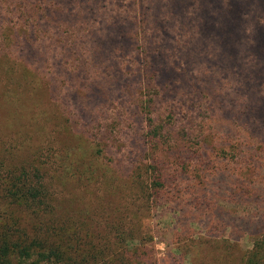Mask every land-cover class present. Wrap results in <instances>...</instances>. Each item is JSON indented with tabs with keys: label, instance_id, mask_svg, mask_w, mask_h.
<instances>
[{
	"label": "trees",
	"instance_id": "obj_1",
	"mask_svg": "<svg viewBox=\"0 0 264 264\" xmlns=\"http://www.w3.org/2000/svg\"><path fill=\"white\" fill-rule=\"evenodd\" d=\"M105 1L0 0V71L34 88V98L23 93L26 100L15 103L0 87V136L22 118L17 108L52 100L59 114L52 122L65 128L52 175L37 150L24 155L0 137V264H156L145 260L156 235L133 221L127 226V207L56 198L52 180L64 185L74 164L92 181L98 158L155 213L172 206L178 222L225 216L230 237L237 232L251 243L243 264H264V0H132L130 16L102 21L96 35L94 8ZM176 26L186 43L157 40L161 29L171 38L166 30ZM62 30L75 33L69 48ZM49 34L51 52L44 47ZM85 38L93 45L82 57L74 43ZM121 58L125 68L111 69L108 62ZM41 74L49 77L38 85ZM111 106L128 108V137L119 111L110 123L97 122ZM50 120L42 117L43 124ZM114 182L106 178L104 186ZM186 197L192 205L183 212ZM242 205L247 213L238 221ZM107 210L115 219L107 217L108 233L98 234L92 216Z\"/></svg>",
	"mask_w": 264,
	"mask_h": 264
},
{
	"label": "rangeland",
	"instance_id": "obj_2",
	"mask_svg": "<svg viewBox=\"0 0 264 264\" xmlns=\"http://www.w3.org/2000/svg\"><path fill=\"white\" fill-rule=\"evenodd\" d=\"M104 8H97L98 5L94 8L97 12V20L91 22V27L93 32L96 35L102 34V21L105 23L111 22L116 15H122L124 17L130 16L132 11V0H106L104 2ZM111 14V15H110ZM110 15V16H109ZM109 16V17H108ZM108 18V19H107ZM84 31L86 30V25H82ZM168 33L171 35V38H166L161 29L160 34L157 37L158 41L168 39L170 43H186L188 38L185 34H181L179 28H167ZM64 35L60 37L69 36L70 39L63 42L62 44L69 48L71 46L72 36L75 35L71 30H62ZM82 31L78 33L80 37ZM56 35V34H54ZM186 35L191 36V32H186ZM50 34L45 39L47 42L44 44L45 49L51 52V48H55V36L50 38ZM97 37V36H96ZM36 43H39L36 42ZM41 44V43H40ZM75 47L81 52L78 51L79 55L82 57H87L89 55V50L93 43H90V40L85 38L81 42L76 40ZM40 46V45H39ZM60 47V45H58ZM74 48V49H76ZM68 63H64V69L71 64L72 59L68 58ZM108 65L111 66V69L116 67L125 68L126 62L121 59H114L108 62ZM98 69V68H97ZM200 67L194 72L199 73ZM50 73V72H48ZM56 75L55 73H50ZM43 74L37 76L35 79L36 84L43 82L42 79L48 78L49 75L42 76ZM58 75V74H57ZM13 78V79H12ZM21 77L15 73L11 77L2 74L0 71V87L6 86L7 91L12 93L11 98L7 97L8 102H21L25 99L23 93L26 96L34 98V88H31V85L20 79ZM129 78L128 75H124L123 79ZM59 79L63 81L65 76L59 74ZM19 84V86H18ZM131 85V84H130ZM37 87V86H36ZM68 88V85H67ZM108 89L111 92L117 91L115 88L111 90V86L108 85ZM13 90L18 91V94H15ZM64 94H66L63 89L61 93L58 94V97L63 99ZM128 105V103H127ZM183 104L181 103V106ZM118 106H111V112L106 113L104 118L99 120L96 118L97 122L102 121L101 123H110L113 119V114L116 111H119L121 120V128L124 131L123 134L128 137L130 135V127L133 122L128 116V108L117 109ZM57 105L55 100H52L51 103L44 102L42 104L36 103L35 107L31 105L27 107L17 108L22 111V118L14 121L8 129H3L1 131L0 137H2L7 144L8 148L15 149L17 152H21L24 155H29L30 153H35L37 150V157L44 162L49 169V175L55 173V169L60 163V158L62 157L64 145L60 143L59 137H63L65 134V128H63V122L55 124L52 122V116L56 113ZM56 117L59 116L56 113ZM42 117L51 118L49 123H44ZM55 117V118H56ZM180 118V114H179ZM129 147V148H128ZM130 150V145L127 144L126 150ZM123 155V153L119 154ZM230 159V158H228ZM98 165L95 171V179L92 181L86 180L90 177L83 176L80 172L74 170L75 165L68 168V177L65 184L59 186L56 184V181L52 180V187L55 191V196L60 201L75 199L78 204L89 206H96L99 202V199H102V202L105 205H114L118 206L126 217L125 224L129 222L138 223L141 225L143 232H151L157 238L153 240L154 244V254L152 258L145 256V260L149 261L150 259L155 261L156 264H243L244 254L246 251L251 248V243L245 238H237V232H234L230 237L228 230L222 224L220 218H225V216L216 217L213 219L201 218L200 221L197 219L200 217H186L178 222L173 220V211L172 206H166L163 210L154 212L149 209L146 205H142V200L138 194V190L130 185H121V183L113 178V170H110L108 166H111L110 162H107L103 159L98 158ZM221 162L220 160H216ZM127 163V161H125ZM223 166V164H221ZM112 167V166H111ZM72 170V173H70ZM60 170H58V173ZM144 174V179L145 178ZM106 178L116 180L111 187L106 188L104 186V180ZM103 183V184H102ZM216 190L217 187L209 186ZM109 190V191H105ZM104 193H107L105 196ZM97 203V204H96ZM109 203V204H106ZM227 201H222L217 205V208L221 205H226ZM191 199L186 197L181 205L179 206L183 212L189 211L191 207ZM140 210V211H139ZM139 211V212H138ZM99 211H97L98 213ZM109 211L103 213L98 217V214L92 216L93 225L98 226V234L108 233L104 228L106 227L107 217L109 220H114L115 218L109 214H106ZM132 212L137 213V219L132 217ZM238 221L242 217H246L247 206L242 205L237 208ZM112 217V218H111ZM115 217V216H114ZM196 221L200 226L195 225ZM97 233V232H96ZM109 235V234H108ZM149 246V245H148Z\"/></svg>",
	"mask_w": 264,
	"mask_h": 264
}]
</instances>
